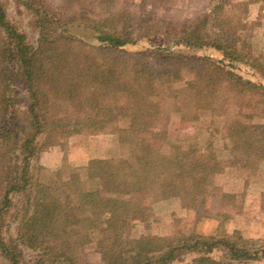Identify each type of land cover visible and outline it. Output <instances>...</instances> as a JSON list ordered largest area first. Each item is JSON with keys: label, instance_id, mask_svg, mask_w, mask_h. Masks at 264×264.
I'll return each instance as SVG.
<instances>
[{"label": "rangeland", "instance_id": "obj_1", "mask_svg": "<svg viewBox=\"0 0 264 264\" xmlns=\"http://www.w3.org/2000/svg\"><path fill=\"white\" fill-rule=\"evenodd\" d=\"M25 1L28 0H0V4L6 10L8 20L26 34L27 41L33 45L39 36L36 11H40L49 16L55 15L62 21L71 19L74 23L88 25L90 22V27L99 23L101 25L97 29L104 34L131 36L127 39L134 43L129 42L130 45L125 49L134 52L160 47L177 55L221 60L223 54L214 48H202L198 45L195 47L199 49H196L189 46L191 44L181 43V40L191 32L202 37L204 44H212L215 40L227 37L229 42H234L238 54L255 57L261 66L264 65V0H34L35 10H29ZM218 5L221 6L220 9L217 8ZM55 16L53 17L56 18ZM71 33L91 45L99 44L96 36L100 32L74 27ZM170 59L171 57L163 59L162 56L146 55L148 67L162 73L161 87L153 89L150 98L158 112L150 120L152 130L143 134L127 132V129L138 125L134 116H126L128 110L132 109L130 97L108 96L107 91H104L100 106L89 114L91 118L99 115V120L107 117L111 121L107 124L108 130L94 135L90 131L93 124L88 123V129L81 132L63 133L61 136L59 132L55 133L56 136L49 138L47 143L58 144L43 147L32 162V173L46 186L57 183L69 189L67 195L80 208L81 217L100 225L101 229L106 227L110 217H126L124 207L133 200L135 211H142L149 216L145 222H128L130 225L123 235L126 249L133 250V242H143L146 247L144 249L154 251L149 255L154 262L158 257L166 258L171 254L167 264H195L194 259L205 255L211 245H216V248L210 256L224 261L227 249L222 242L218 243L220 241L234 242L239 248L249 251L260 249L264 247V240L247 238L246 227L249 222L255 221L256 225L257 222L264 223V194L257 187L261 179L259 176L262 175L261 167L254 176L239 166H225L222 173L201 178L195 192L189 185L177 184L173 195L159 201H168L170 205L158 210L155 209L158 202L152 200L153 195L143 193L150 186L160 185L161 166L165 159H180L187 152L203 151L210 145L225 163L238 154V148L233 154L230 150L239 145L236 142H241L240 145H246V142H232V139L230 141L227 138L225 127L230 122L221 115L222 110H226L230 119L238 116L245 124L264 125V97L252 90L247 91L244 96L234 93L235 99L221 104V108L214 107L213 110L201 112L199 121L183 120L174 112V106L183 81L190 80L192 76L187 70H183L180 74L183 79L179 82L175 78ZM245 61L248 65L252 63L248 59ZM8 68L13 75L19 71L14 61H8ZM241 73L246 79L264 85V74L256 72L250 65H241ZM18 79L13 82L14 110L20 117L15 123L22 119L30 104L26 82L21 75ZM56 99L52 104V119L61 126L65 125L64 129H67L70 113L66 111L63 102ZM1 106L0 104V108ZM109 108L113 111H109ZM89 114H82L80 122L85 123L90 117L84 116ZM1 117L0 113V126L10 122ZM70 124L76 122L70 120ZM259 156L264 158V146ZM86 160L88 163L82 164ZM93 160L108 161L115 166L122 179H126L124 188H119L123 195L117 194L118 192L102 193L104 190L100 179H90L87 176L86 168ZM242 181L245 183V192L231 194L232 189H238V184ZM98 192L102 193L100 197L104 199L103 202ZM11 199L14 204H18L11 209L7 208L4 214L1 229L7 242L17 237L18 224L14 218L18 215L22 197L13 196ZM81 202L85 204L84 208ZM94 207L99 213L97 219L88 212ZM172 210L174 222L170 228L163 220ZM68 229L73 235V228L69 226ZM101 229L75 235L72 247L60 248L66 253L65 258L47 260L46 264H105L99 247L103 235ZM168 230H173V234L166 236ZM57 240L60 241V236ZM21 250L23 255L20 264H34L39 259V251L23 246ZM0 264L9 263L0 256ZM251 264H264V259Z\"/></svg>", "mask_w": 264, "mask_h": 264}, {"label": "trees", "instance_id": "obj_2", "mask_svg": "<svg viewBox=\"0 0 264 264\" xmlns=\"http://www.w3.org/2000/svg\"><path fill=\"white\" fill-rule=\"evenodd\" d=\"M33 3L34 0H28L24 4L29 10H35ZM220 7L217 6L219 9ZM36 12L39 36L33 45L27 41L26 34L8 20L6 10L0 4V30L3 34L0 36V113L1 119L10 121L7 125L2 123L0 126V256L9 264H20L23 255L21 246L40 252L39 259L34 264H46L47 260L65 258L66 253L61 251V246L72 247L75 244V235L101 229L100 225L81 217L80 208L67 195L69 189L57 183L54 186L40 183L32 173V162L42 149L58 144L47 143L49 138L56 136L55 133L59 132L61 136L63 133L81 132L88 129V123L93 124L90 131L94 135L108 130L106 127L111 121L107 117L99 120V115L91 118L89 114L100 106L104 91H107L108 96L130 97L132 109L128 110L126 116H134L138 125L127 129V132L143 134L149 129L152 130L153 124L150 120L158 112L150 98L153 89L161 87L162 73L148 67L147 54L162 56L163 59L171 57L170 65L174 67L172 70L179 82L183 79L180 75L183 70H187L192 76L190 80L183 81L174 106V112L185 121H199L201 112L213 110L214 107L221 108V104L235 99L234 93L244 96L247 91L252 90L258 91L256 93L264 97V85L246 79L241 73V65H250L256 72L264 74V65L261 66L255 57L238 54L234 42H229L227 37L224 40H215L212 44H204L202 37L191 32L189 35L194 36L184 35L181 40V43L191 44L189 46L196 49H199L195 47L198 45L202 48L212 47L223 54L221 60L205 56L177 55L160 47L134 52L125 49L130 45L129 42L134 43L127 39L131 36L104 34L97 29L101 25L99 23L90 27V22L88 25L74 23L71 19L62 21L55 15ZM74 27L100 32L96 36L98 46L75 37L71 33ZM245 59L252 63L248 65ZM8 61H14L19 67L14 75L8 68ZM20 75L26 82L30 104L22 119L15 123L20 117L14 110L13 82L19 80ZM55 99L62 101L66 111L70 113L67 129H64L65 125L61 126L52 119V104ZM109 111L113 109L109 108ZM82 114H89L84 116L90 117L87 123L80 122ZM221 115L230 122L225 127L227 138L230 141L232 139V142H246V145L236 142L239 145L230 150L233 154L238 148V154L225 163L210 145L203 151L187 152L180 159H165L161 166L160 185L144 189L145 195H153L152 200L155 202L168 199L173 195L177 184L189 185L195 192L201 178L222 173L225 166H239L250 171L251 175L258 174L264 161L259 156L264 146V125L245 124L238 116L230 119L226 110H222ZM70 120L76 124H70ZM86 171L90 179H100L103 183L102 193L124 194L119 188H124L126 179H122L120 172L110 162L93 160ZM102 193L98 192V196H102ZM13 196H20L22 199L19 202L21 204L18 215L14 218L18 224L17 237L7 242L1 228L7 208L11 209L18 204L13 203ZM101 199L103 202L104 199ZM130 201L132 202L124 207L126 217H110L106 227L101 229L103 235L99 247L104 263L167 264L171 254L166 258L158 257L154 262L153 257L149 256L154 251L144 249L143 242H133L134 249H126L123 235L129 223L145 222L149 216L142 211H135V203ZM81 203L84 208L85 204ZM96 209L94 207L87 210L94 219L99 217ZM69 226L73 228V235L68 229ZM58 236L60 241L57 240ZM221 242L227 249L224 261L210 256L216 248V245H211L205 255L194 259V263L251 264L264 259V247L249 251L239 248L231 241L218 243Z\"/></svg>", "mask_w": 264, "mask_h": 264}, {"label": "crops", "instance_id": "obj_3", "mask_svg": "<svg viewBox=\"0 0 264 264\" xmlns=\"http://www.w3.org/2000/svg\"><path fill=\"white\" fill-rule=\"evenodd\" d=\"M87 160H88V162L90 161V159H87ZM87 160L84 161L82 164H85L87 162ZM260 167L262 168V175L259 176L261 179H260V182L257 184V185H259L257 187L260 188L259 192L264 194V161L262 162ZM255 182L256 181H253V183H255ZM244 192H245V183L242 181L240 184H238V189H236V190L232 189L231 194H240V193L242 194ZM168 205H170V203H168V201L167 202H160V203L158 202L155 205V209L156 210L162 209V208H164V206L167 207ZM263 217H264V214H263ZM163 221L166 222L167 227L170 226V228H171V225L174 222V210H172L171 213H169L168 216L166 217V219ZM257 223H258L257 225L255 224V221L249 222V224L247 223L246 229H248V233L246 234L247 235L246 237L247 238H261L264 240V223H262V224L259 222H257ZM170 234L171 235L173 234V230H171L170 232L168 230L166 233V236H169Z\"/></svg>", "mask_w": 264, "mask_h": 264}]
</instances>
